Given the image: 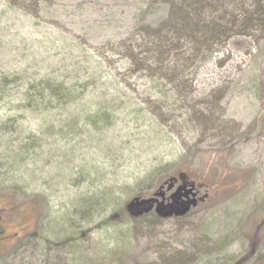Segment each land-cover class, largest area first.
I'll return each mask as SVG.
<instances>
[{
  "label": "rangeland",
  "instance_id": "374dc122",
  "mask_svg": "<svg viewBox=\"0 0 264 264\" xmlns=\"http://www.w3.org/2000/svg\"><path fill=\"white\" fill-rule=\"evenodd\" d=\"M118 9L111 0L82 10L68 4L37 20L0 0V77L24 79L9 87L12 101L40 78L91 84L94 47L124 32ZM193 87L200 117L225 130L196 129L181 111L168 122L156 117L138 79L77 88L75 104L56 100L42 113L7 98L0 264H264L263 33L230 42ZM103 93L116 103L108 129L87 124L91 108L107 104ZM179 174L209 200L181 220L127 215L133 198L151 197Z\"/></svg>",
  "mask_w": 264,
  "mask_h": 264
},
{
  "label": "trees",
  "instance_id": "16d2710c",
  "mask_svg": "<svg viewBox=\"0 0 264 264\" xmlns=\"http://www.w3.org/2000/svg\"><path fill=\"white\" fill-rule=\"evenodd\" d=\"M2 1L10 10L41 20L43 12L49 9L69 4L82 10L86 5H105L109 0ZM111 1L121 9H118L121 18L117 22L124 32L120 38L94 47L92 74L100 76L89 77L93 81L88 85L95 88L100 80L102 85L143 80L146 89L139 95L156 117L168 122L178 118L175 114L181 111L180 117L187 118L184 122L196 129L225 130L214 117H200L190 102L195 91L193 85L201 68L234 39L248 38L257 33L264 35V0ZM102 70L110 73L105 79L101 76ZM22 80L19 75L0 77V106L11 97V102L18 108L33 113L47 112L56 100L64 105L75 104L82 95L77 88L88 86L66 85L55 79L40 78L28 82L20 98L12 101L14 96L10 95L9 87ZM102 95L101 101L106 102L108 95ZM106 103L96 104L95 113L91 108L93 115L87 118L88 125H101L102 129L114 125L115 100ZM89 214L88 210L86 216ZM261 229L259 226L256 233Z\"/></svg>",
  "mask_w": 264,
  "mask_h": 264
},
{
  "label": "flooded vegetation",
  "instance_id": "af4514ba",
  "mask_svg": "<svg viewBox=\"0 0 264 264\" xmlns=\"http://www.w3.org/2000/svg\"><path fill=\"white\" fill-rule=\"evenodd\" d=\"M171 180L173 181L171 184H167L166 181L159 187V189L162 188L163 190L162 194L158 196V204H156L155 207L159 204L163 205L165 208H168L170 205H174L175 209H180L185 203L192 204V202L197 201L198 205H200L206 203L210 198L209 191H206L202 196L201 186L199 187L196 183L186 181L185 176L182 174H179L176 178H171ZM153 195L151 197H153ZM146 217L160 220L154 211L144 218ZM179 219L180 218L174 216L168 220Z\"/></svg>",
  "mask_w": 264,
  "mask_h": 264
},
{
  "label": "water",
  "instance_id": "95a60500",
  "mask_svg": "<svg viewBox=\"0 0 264 264\" xmlns=\"http://www.w3.org/2000/svg\"><path fill=\"white\" fill-rule=\"evenodd\" d=\"M172 181H170L171 183ZM171 187V186H170ZM161 194H156L155 197L157 198ZM156 198L144 200L141 198H134L131 200L126 206V212L132 218H139L145 214L150 213L156 204H158V200ZM197 203L193 202L192 204H185L182 209L176 211L174 210V206L170 205L168 208H165L163 205L159 204L156 207V213L161 218H170L174 214L179 217L186 216L192 207H196Z\"/></svg>",
  "mask_w": 264,
  "mask_h": 264
}]
</instances>
